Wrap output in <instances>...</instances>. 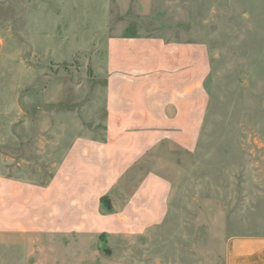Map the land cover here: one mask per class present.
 Instances as JSON below:
<instances>
[{"label": "rangeland", "instance_id": "374dc122", "mask_svg": "<svg viewBox=\"0 0 264 264\" xmlns=\"http://www.w3.org/2000/svg\"><path fill=\"white\" fill-rule=\"evenodd\" d=\"M111 39L207 54L196 149L162 143L100 199L102 216L122 214L156 175L171 187L163 219L25 232L0 214V264H226L230 239L264 236V0H0V191L49 184L78 137L103 139Z\"/></svg>", "mask_w": 264, "mask_h": 264}, {"label": "crops", "instance_id": "0c3cea01", "mask_svg": "<svg viewBox=\"0 0 264 264\" xmlns=\"http://www.w3.org/2000/svg\"><path fill=\"white\" fill-rule=\"evenodd\" d=\"M106 67L103 139L78 137L49 184L27 189L6 183L0 191V196L17 198L16 205L0 207V214L17 220L22 231L41 230L43 221L49 226L61 223L59 230L50 227L54 231H63V224L68 227L71 221L67 230L96 232L100 222L118 218L124 222V215L128 222L163 219L171 187L156 175L147 176L129 196L126 214L102 216L100 199L162 143L187 152L196 149L206 111L202 89L209 72L206 51L192 43L111 39ZM226 264H264V236L230 239Z\"/></svg>", "mask_w": 264, "mask_h": 264}, {"label": "water", "instance_id": "95a60500", "mask_svg": "<svg viewBox=\"0 0 264 264\" xmlns=\"http://www.w3.org/2000/svg\"><path fill=\"white\" fill-rule=\"evenodd\" d=\"M107 204H108V207L111 209L112 206H111V202H110V200H107Z\"/></svg>", "mask_w": 264, "mask_h": 264}]
</instances>
